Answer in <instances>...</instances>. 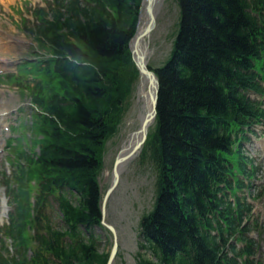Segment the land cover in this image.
Masks as SVG:
<instances>
[{
  "label": "trees",
  "instance_id": "trees-1",
  "mask_svg": "<svg viewBox=\"0 0 264 264\" xmlns=\"http://www.w3.org/2000/svg\"><path fill=\"white\" fill-rule=\"evenodd\" d=\"M141 1L34 9L26 30L40 50L22 65L34 77H7L29 90L40 150L21 139L13 148L24 161L5 174L13 210L0 233L15 251L3 243L0 264H107L110 250L99 251L82 226L102 225L99 176L139 76L129 44ZM176 1L179 29L156 68L158 114L141 153L156 170V197L140 220L138 264H256L249 232L258 220L248 222L253 205L242 188L257 169L243 140L264 122V100L250 95L264 97V0Z\"/></svg>",
  "mask_w": 264,
  "mask_h": 264
},
{
  "label": "rangeland",
  "instance_id": "rangeland-1",
  "mask_svg": "<svg viewBox=\"0 0 264 264\" xmlns=\"http://www.w3.org/2000/svg\"><path fill=\"white\" fill-rule=\"evenodd\" d=\"M40 5H48L45 0H0V73L16 72L27 57L33 56L36 51V42L22 28V18L33 20L32 8ZM180 20V8L176 0H165L159 8L157 25L150 39V63L158 67L166 63L171 55L174 38L178 33ZM27 60V59H26ZM30 65H25L20 71L24 75L25 82L30 81L31 73L26 71ZM19 74V72H18ZM32 79V78H31ZM141 77L132 84L130 96L123 103L124 109L121 114V123L117 134L106 144L104 163L101 173V184L107 189L113 181L112 169L117 155L120 153L131 134L139 127V120L135 119L138 114V89ZM255 98V94L251 95ZM29 90H20L14 82L0 81V146L5 151L0 158V222H8V213L12 206L9 203L6 187L3 185V171L13 169L11 161L16 150L9 147L7 142L11 136L24 133L27 142L35 138L32 125V107L30 104ZM13 128L12 131L7 126ZM257 135L251 134L252 138L246 144L250 152L256 157V164L260 167L259 176L253 179L261 184L264 191V127H256ZM12 140V139H11ZM23 148L29 150L31 147L22 141ZM14 144V143H13ZM38 142L35 144V149ZM29 148V149H28ZM156 170L148 159L140 156L132 160L121 175L118 187L114 191L108 203L107 218L115 225L119 237V252L115 264H138V253L144 252L139 247L140 220L144 213L149 212L155 202ZM6 193V194H5ZM248 195V191H245ZM257 213H261L264 221V196L255 198ZM56 217V216H55ZM55 224L62 226L60 218H56ZM100 234L99 251L109 249L113 236L110 232L96 229ZM264 240V239H263ZM262 240V241H263ZM8 246L11 247V239L3 237ZM2 241H0V244ZM261 256L264 259V241ZM13 248V247H12Z\"/></svg>",
  "mask_w": 264,
  "mask_h": 264
},
{
  "label": "water",
  "instance_id": "water-1",
  "mask_svg": "<svg viewBox=\"0 0 264 264\" xmlns=\"http://www.w3.org/2000/svg\"><path fill=\"white\" fill-rule=\"evenodd\" d=\"M143 7H145L148 16V21L143 29H140V25H138V29L131 40L130 46L133 54V59L136 63L137 68L140 71L141 77L147 79V91L150 97L149 98L150 103L147 112L145 113L143 119L141 120L140 127L137 130L138 132L141 133V137L137 140V142L127 153L119 154L117 156L113 167V182L104 195V199L102 203V211H103L102 222L114 234L113 247L107 264H114L116 255L119 250L117 229L112 223L108 222L106 219L108 200L110 199L111 195L117 188L121 178V170L119 169V167L122 163L133 159L141 152L148 137L149 127L154 123L158 114L160 82L155 70L152 69L148 64L149 44L147 41H146L147 43L143 47V41L148 37H150L151 32L156 26L157 10L155 9V0H143L142 8Z\"/></svg>",
  "mask_w": 264,
  "mask_h": 264
},
{
  "label": "bare ground",
  "instance_id": "bare-ground-1",
  "mask_svg": "<svg viewBox=\"0 0 264 264\" xmlns=\"http://www.w3.org/2000/svg\"><path fill=\"white\" fill-rule=\"evenodd\" d=\"M165 0H155V9L158 11V9L160 8V6L162 5V3ZM148 21V16L146 13V10L143 9L142 14H141V24H140V29H143ZM148 39H145L143 41V47L145 46V44L147 43ZM149 95H148V91H147V79L143 78L139 89H138V114L135 116V119H138L139 121H141L145 115V113L147 112L148 108H149ZM141 137V133L138 131H135L131 134L129 141L126 142V144L123 147V151L122 153L125 154L127 153L132 147L133 145L137 142V140ZM129 161H125L124 163H122L119 167V169L121 170V173L125 170V168L127 167Z\"/></svg>",
  "mask_w": 264,
  "mask_h": 264
}]
</instances>
